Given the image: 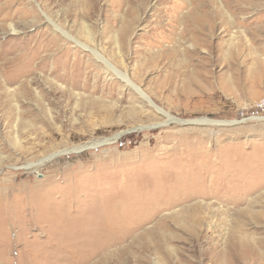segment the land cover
Returning <instances> with one entry per match:
<instances>
[{
    "label": "rangeland",
    "instance_id": "obj_1",
    "mask_svg": "<svg viewBox=\"0 0 264 264\" xmlns=\"http://www.w3.org/2000/svg\"><path fill=\"white\" fill-rule=\"evenodd\" d=\"M179 3L0 0V264H264V0Z\"/></svg>",
    "mask_w": 264,
    "mask_h": 264
},
{
    "label": "bare ground",
    "instance_id": "obj_2",
    "mask_svg": "<svg viewBox=\"0 0 264 264\" xmlns=\"http://www.w3.org/2000/svg\"><path fill=\"white\" fill-rule=\"evenodd\" d=\"M180 1H181V3H179V5L175 8V11H174V12H176L175 15H173L174 16V26H175V23H176V25L177 24L178 25L182 24L183 29H187L188 27L190 28V26H192V27H194L199 32V28L200 27L202 28V27H204L206 25L203 23L202 20L199 19V16H198V8H197V0H177V2H180ZM6 7H8V5ZM185 8L188 9L187 12H183V9H185ZM1 9H3V8H1ZM220 14H221V17H218V19H220V21L217 23V26L218 27L225 26L226 21H227V20L224 19V17H222L223 16V13L221 12ZM190 16H193V20L190 19ZM10 28H11V30L13 32H17V29H16V27L14 25L10 24ZM208 28H211V26H208ZM119 40L118 39H115V42H117V44H118V41ZM78 42H80V41H78ZM124 44H125V41L123 42V46H124ZM83 46L87 47L88 45L84 44ZM91 50H92V52H93V54L95 56H97L105 64L108 65V68H110L113 71H116L117 74H120V76H122L127 83H131V80L128 78V76L126 74H123L122 72H119L120 70H118V68L115 65L111 64L108 61V59L105 57V55H103L99 50H97L95 48H91ZM136 88L143 95H145L144 92H142L138 86ZM145 97H147V96L145 95ZM149 101H151V103L153 104V101L151 99H149ZM159 110L162 111V109H160V108H159ZM54 156L55 155L50 156L49 159H52ZM41 162L42 161H40L38 163H36V162L30 163L29 166H28V169L36 170L37 167L41 164Z\"/></svg>",
    "mask_w": 264,
    "mask_h": 264
},
{
    "label": "built area",
    "instance_id": "obj_3",
    "mask_svg": "<svg viewBox=\"0 0 264 264\" xmlns=\"http://www.w3.org/2000/svg\"><path fill=\"white\" fill-rule=\"evenodd\" d=\"M242 120L247 119L249 117L251 118H259L264 117V98L259 100L255 106L253 107L251 112H242Z\"/></svg>",
    "mask_w": 264,
    "mask_h": 264
},
{
    "label": "water",
    "instance_id": "obj_4",
    "mask_svg": "<svg viewBox=\"0 0 264 264\" xmlns=\"http://www.w3.org/2000/svg\"><path fill=\"white\" fill-rule=\"evenodd\" d=\"M151 102V101H150Z\"/></svg>",
    "mask_w": 264,
    "mask_h": 264
}]
</instances>
